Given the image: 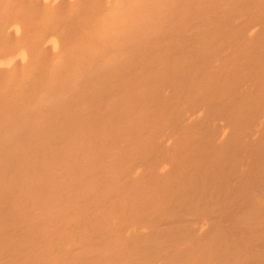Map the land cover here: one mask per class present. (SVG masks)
I'll list each match as a JSON object with an SVG mask.
<instances>
[{"label":"bare ground","instance_id":"bare-ground-1","mask_svg":"<svg viewBox=\"0 0 264 264\" xmlns=\"http://www.w3.org/2000/svg\"><path fill=\"white\" fill-rule=\"evenodd\" d=\"M0 264H264V0H0Z\"/></svg>","mask_w":264,"mask_h":264},{"label":"snow or ice","instance_id":"snow-or-ice-1","mask_svg":"<svg viewBox=\"0 0 264 264\" xmlns=\"http://www.w3.org/2000/svg\"><path fill=\"white\" fill-rule=\"evenodd\" d=\"M110 7V6H109Z\"/></svg>","mask_w":264,"mask_h":264}]
</instances>
